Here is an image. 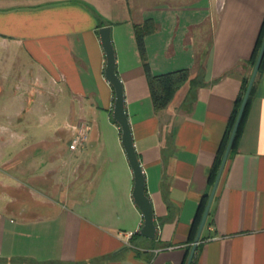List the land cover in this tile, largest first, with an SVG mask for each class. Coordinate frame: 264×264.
Listing matches in <instances>:
<instances>
[{
  "label": "crops",
  "instance_id": "0c3cea01",
  "mask_svg": "<svg viewBox=\"0 0 264 264\" xmlns=\"http://www.w3.org/2000/svg\"><path fill=\"white\" fill-rule=\"evenodd\" d=\"M262 23L264 0H0V43L31 67L20 77L22 92L40 104L66 100L70 117L54 123L64 146L50 150L70 154L58 164L68 177L60 176L68 180L82 167L74 183L60 182V191L55 182H43L54 197L39 203L23 191L24 178L41 185L38 155L3 161L22 178L16 187L0 180V201L9 198L0 208V264H185L197 208L253 68ZM135 24L147 25L141 49ZM104 25L157 225L154 238L139 233L143 215L131 194L133 172L112 118L115 93L104 76L98 32ZM179 69H188L194 84L155 111L148 74ZM31 109L4 114L21 122ZM78 119L87 123L88 137L70 150L71 124ZM9 121L0 125L4 142L3 134L15 130ZM43 141L19 151L32 152ZM191 264H264V64Z\"/></svg>",
  "mask_w": 264,
  "mask_h": 264
},
{
  "label": "rangeland",
  "instance_id": "374dc122",
  "mask_svg": "<svg viewBox=\"0 0 264 264\" xmlns=\"http://www.w3.org/2000/svg\"><path fill=\"white\" fill-rule=\"evenodd\" d=\"M30 68L31 67L28 66L26 61L23 60L21 62L17 56L16 50L8 51L7 48L0 43V85L2 87L0 92V125L6 124L11 118V121L9 122H12V128L15 129L13 132H9V134H3L5 142L2 141L0 137V180L16 187L15 185L22 177L17 176L18 174H16V170H11L12 164L4 163L3 161L11 157L15 163H18L20 160H28L33 157V155H38V157H36V163H39V169L38 171L36 170V174L42 178L40 177L36 182L41 185L31 183L32 181L29 182L24 178L23 181L25 184L23 191L26 190L29 192V198L34 196L37 202L40 203L43 201H49L54 197L52 196V191H50L53 182L56 183L54 190L60 191L63 187L60 182L63 184H65V182L66 184L74 183L76 177H81L82 167L81 165L75 167L71 174V178L66 180L65 177L67 176V173L60 169L58 164H61L63 157L66 160L69 158V152H66V149H61L62 152L60 151L59 156L54 152L50 153V150L52 149L51 147L55 144L60 146V148H63L64 146L62 140L57 141L56 139L58 134L54 130V123H58L61 126L70 117L66 105L64 104V101L66 102V100L59 101L58 104H55L51 99L43 100L42 104L37 100H34L30 104L33 110L31 109V111L22 115L21 117L23 120H21V122H19V120L17 121V116L15 115L11 117L10 115L4 114V110H15L28 104V93L22 92L20 88L23 86L26 87V85L20 83V77H28L30 74L28 73ZM2 76H4V78H2ZM54 138L56 139L55 141H57L56 143L54 142ZM38 140L44 141L43 143L38 144L32 152L28 149L24 153L19 151L23 145ZM38 151L40 153H38ZM57 157L61 158L56 160ZM15 163L13 164L15 165ZM60 171L63 173H60ZM54 172H57L56 178L53 176ZM60 175H65V177L62 178ZM43 177L46 180H44ZM53 177L54 179H52ZM45 181L46 184L48 181L50 182V187H45L46 185L43 183ZM7 199H9L8 196L4 195L2 198L3 201H0V208L5 209L4 204ZM36 200L34 201L35 203H37Z\"/></svg>",
  "mask_w": 264,
  "mask_h": 264
},
{
  "label": "water",
  "instance_id": "95a60500",
  "mask_svg": "<svg viewBox=\"0 0 264 264\" xmlns=\"http://www.w3.org/2000/svg\"><path fill=\"white\" fill-rule=\"evenodd\" d=\"M101 45L105 52L106 63L104 68V76L111 83L114 88V102L112 109V118L119 124L121 128V142L125 150L127 159L129 161L130 167L133 172V188H132V197L138 208L141 210L143 215V224L139 229V233L147 238H154L156 234L157 225L153 219V209L151 201L145 191V177L138 160L135 147L133 144L132 134L130 130V125L128 122V117L124 107V94L123 86L120 81L119 76L115 71V57H114V48L110 36V27L108 25L101 26L98 29ZM262 57H264V40H262L261 46L259 48L258 54L256 56L253 68L251 70L246 89L239 106L235 121L233 123L229 138L225 145L221 160L211 186V189L208 194L207 202L203 210L199 225L197 227L195 236L192 241V245L186 260L185 264H191L194 253L196 251L197 243L199 242L202 228L205 224L206 218L209 213L210 205L214 197L218 182L220 180L222 171L224 169L240 118L242 116L244 107L246 105L247 98L249 96L250 90L252 88L257 70L259 68Z\"/></svg>",
  "mask_w": 264,
  "mask_h": 264
},
{
  "label": "trees",
  "instance_id": "16d2710c",
  "mask_svg": "<svg viewBox=\"0 0 264 264\" xmlns=\"http://www.w3.org/2000/svg\"><path fill=\"white\" fill-rule=\"evenodd\" d=\"M146 28H147L146 24L140 25V26L138 24H135V33H136V37H137V41H138V44L140 46V49L142 48V46H141L142 45V35L146 31ZM262 40H264V23H262L261 30L259 32V35H258L256 43H255L253 54H252L251 60H250L251 65H253L255 62V59H256V56L258 54L259 48L261 46ZM262 64H264V57H262L258 69H260L262 67ZM144 65H145V68L147 70V64L144 63ZM194 79H195V76H192L191 72L188 69H179V70H175V71H172L169 73L159 74V75H149L148 74V83H149V87H150V94H151L154 110L159 111V110L163 109L164 107H166L173 100L176 92L180 91L181 88H183L184 86H186L185 90H187V88H189L191 85L194 84ZM248 79H249V76L244 78L242 89H241V91H240V93H239V95L235 101L233 111H232L231 116L228 120L226 132H225L224 138L222 140V144L218 150V154H217L216 159L214 161V164L211 168V173H210V178H209V190H208V192H206L202 196L201 201L198 205L197 212H196V215L194 218V222H193V225L191 228V236L193 238L195 236V233H196L197 227L199 225L203 210L205 208V204L207 202L208 194H209V191H210L211 186L213 184V181H214V178H215V175H216V172H217L220 160H221V156L223 154V151H224L225 145L227 143V140L229 138V134L231 132L233 123L235 121L239 106L241 104ZM252 89H253V85H252V88L250 90L249 96L247 98L246 105L244 107L242 116L240 118V121H239L237 130H236V133H235L229 154H231V151L233 150L236 137L239 133L242 120H243L244 115L246 113V109L248 106V101H249V97L251 95ZM185 90H184V92H185ZM229 154H228V156H229ZM227 159H228V157H227ZM206 220H207V218H206ZM205 223H206V221H205ZM193 238H192V241H193Z\"/></svg>",
  "mask_w": 264,
  "mask_h": 264
},
{
  "label": "built area",
  "instance_id": "2783aa9c",
  "mask_svg": "<svg viewBox=\"0 0 264 264\" xmlns=\"http://www.w3.org/2000/svg\"><path fill=\"white\" fill-rule=\"evenodd\" d=\"M71 128L74 132L68 146L70 150H77L86 143L88 137V125L83 120L78 119L71 124ZM131 235L132 232L125 233L126 242H128Z\"/></svg>",
  "mask_w": 264,
  "mask_h": 264
},
{
  "label": "flooded vegetation",
  "instance_id": "af4514ba",
  "mask_svg": "<svg viewBox=\"0 0 264 264\" xmlns=\"http://www.w3.org/2000/svg\"><path fill=\"white\" fill-rule=\"evenodd\" d=\"M28 96H29V95H28ZM31 101H32V99H31V97L29 96V102H28L27 106L31 104Z\"/></svg>",
  "mask_w": 264,
  "mask_h": 264
}]
</instances>
